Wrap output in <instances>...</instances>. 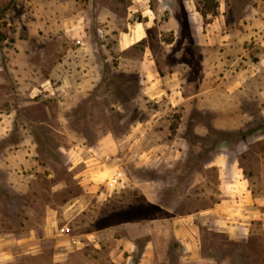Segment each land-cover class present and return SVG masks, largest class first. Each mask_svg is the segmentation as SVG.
Masks as SVG:
<instances>
[{
	"label": "rangeland",
	"instance_id": "rangeland-1",
	"mask_svg": "<svg viewBox=\"0 0 264 264\" xmlns=\"http://www.w3.org/2000/svg\"><path fill=\"white\" fill-rule=\"evenodd\" d=\"M254 1L0 0V110L12 116L0 147L27 136L39 164L24 195L0 170V235L12 234L0 264H139L150 220L153 264H264V215L236 207L227 232L208 214L231 164L264 214V73L228 90L248 65L238 23ZM224 5L220 47L208 24ZM115 167L123 183L112 187ZM195 212L193 253L166 220Z\"/></svg>",
	"mask_w": 264,
	"mask_h": 264
},
{
	"label": "crops",
	"instance_id": "crops-1",
	"mask_svg": "<svg viewBox=\"0 0 264 264\" xmlns=\"http://www.w3.org/2000/svg\"><path fill=\"white\" fill-rule=\"evenodd\" d=\"M224 9L225 5L221 8H218V16L212 23L208 24V26L213 29V31H217L215 33L216 36H220L218 41V45L220 47H227L230 44L228 39V35L226 34L223 27H225L224 20ZM138 25L137 23H135ZM239 25L242 26V34L238 40L239 44L242 47L243 54L246 55L247 66L246 69H240L238 75L233 80L232 84L229 86V92H234L238 90V88L244 84V81H248L252 78L259 76L258 74L264 73V0H255L254 3L248 6L245 10V14L241 17ZM219 29V30H217ZM212 31V30H211ZM212 33V32H211ZM133 36V40L135 42H140L144 38V28L141 26H133L131 30V36ZM244 44H246V49L243 48ZM255 50L258 53H255ZM246 52V53H245ZM213 54V53H212ZM216 54V53H214ZM220 55V54H219ZM221 57V56H220ZM220 60L219 57H215V61ZM241 58V56L236 57L235 60ZM205 64V62H203ZM151 78H155L154 75L150 76ZM163 79V78H162ZM157 79L150 83L149 87L146 89H151L152 86H155V82ZM212 91V89H211ZM210 89L201 91V94L209 93ZM258 92L264 95V88L258 90ZM11 112L0 110V141L5 140L10 135L11 129ZM219 171L227 170V162L225 160H218L217 162ZM39 164L37 160V151L36 146L33 141L22 135L20 138L14 142H8L5 145L0 147V170L6 171L8 175L7 188L5 190L10 191L14 194L24 195L28 191L31 186L32 178L36 176L38 172ZM230 174L229 179L223 181L221 184V194L222 198L220 201L210 210L208 214L216 215L217 222H223L227 226V232L233 228L231 225H227V221L233 219V210H237L238 208H246L241 211V214L246 213L247 220H254L255 217L258 219H262L264 215L259 205L256 206V200L252 198L250 191L248 190V185L245 183L244 179L239 175L238 169L230 165ZM148 184V185H147ZM144 197L151 204H156V198L158 196L159 187L157 184L154 186L149 183H146V186L140 185L138 186ZM157 205V204H156ZM157 207L162 208L157 205ZM258 207V208H256ZM199 212L186 214V215H172L166 221H171V232L172 236L177 239L180 243L181 247L184 250H192L193 253L196 252L195 245L197 243V239L195 237L196 230L198 229V225L195 221ZM240 219V216H237ZM264 220V219H262ZM250 221H246V229L245 227L240 226L239 229L246 230V234L248 233V226L250 225ZM160 220H150L147 222V240L144 242L143 247L140 249V259L139 264H153L157 255L156 243L159 242L158 233H157V223ZM238 228V227H236ZM225 231V232H226ZM32 230H30V233ZM12 234L0 235V245L1 240L6 237L11 238ZM117 242V246L121 245L120 240L115 239ZM71 242H73L71 240ZM9 241L4 242V244H8ZM128 245L120 249V251H133L134 247L138 246L136 241H127ZM124 244V243H123ZM116 246V245H114ZM1 247H4L3 245ZM0 247V248H1ZM124 249V250H123ZM4 253L0 254V261L4 260V257H7ZM3 254V255H2Z\"/></svg>",
	"mask_w": 264,
	"mask_h": 264
},
{
	"label": "built area",
	"instance_id": "built-area-1",
	"mask_svg": "<svg viewBox=\"0 0 264 264\" xmlns=\"http://www.w3.org/2000/svg\"><path fill=\"white\" fill-rule=\"evenodd\" d=\"M107 179V184L112 187L122 185L123 183V173L117 168L111 169Z\"/></svg>",
	"mask_w": 264,
	"mask_h": 264
}]
</instances>
